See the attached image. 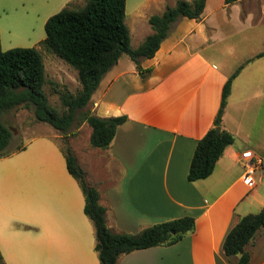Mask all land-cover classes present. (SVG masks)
Returning <instances> with one entry per match:
<instances>
[{
	"label": "crops",
	"instance_id": "obj_1",
	"mask_svg": "<svg viewBox=\"0 0 264 264\" xmlns=\"http://www.w3.org/2000/svg\"><path fill=\"white\" fill-rule=\"evenodd\" d=\"M11 1L0 0V11L7 16L5 20L0 17L3 49V34L8 33L6 43L13 46L16 31L29 16L28 10L9 13L5 7ZM14 1L21 2L22 7L30 4L35 9L36 4H41L60 11L75 0ZM177 1L134 0L132 9L148 21L154 14H144L146 9L161 14ZM215 1L218 3L212 7ZM247 2L226 5L224 0H206L202 21L182 19L155 56L143 60L142 66L152 69L144 80L129 56L120 58L101 81L90 105L98 116L128 118L118 127L108 148L98 151L102 148L81 141L77 133L87 125L91 128L89 140L91 137L92 127L86 122L75 135L68 136L87 180L99 192L113 232L135 234L183 216L195 218V230L177 243L123 254L117 264H239V256L225 254L223 242L242 216L264 206V174H257L264 171V43L243 40L237 46L233 40L226 41L228 48L223 50L220 64L215 59L219 55L214 58L207 52L214 46L219 30L208 23L215 8H229L225 22L228 26L232 25L234 11L241 26L264 23V2L259 17ZM51 15L44 16V23ZM243 63L232 83L221 124L234 141L226 147L210 176L189 181L187 175L197 142L214 126L223 87ZM247 150L262 160L253 186L243 181L245 165L241 155ZM103 159L109 164L108 173L104 168L103 173L96 169V163ZM246 250L249 264H264V227Z\"/></svg>",
	"mask_w": 264,
	"mask_h": 264
},
{
	"label": "trees",
	"instance_id": "obj_2",
	"mask_svg": "<svg viewBox=\"0 0 264 264\" xmlns=\"http://www.w3.org/2000/svg\"><path fill=\"white\" fill-rule=\"evenodd\" d=\"M238 1L224 0V3ZM126 5L127 0H84L82 6L68 5L47 19L42 47L74 68L81 86L77 92L57 89L61 112L50 103L44 90L46 68L41 51L36 47L4 50L0 35V157L6 155L13 136L12 130L2 122V114L21 106L32 108L35 118L49 123L64 140L72 134L75 124L86 122L92 127L91 146L108 148L118 127L128 118L126 115L101 117L92 113V97L101 81L124 55L130 57L140 77L146 79L152 69L144 68L143 60L155 56L181 19L202 21L206 0H178L163 13L150 16L148 23L152 33L137 47L131 44ZM244 65L236 69L223 87L214 126L197 142L187 175L189 181L210 176L226 147L234 141L230 132L221 129L218 134L216 128H221L232 83ZM64 145L67 170L82 189L84 211L95 227V249L100 264H117L121 255L135 250L175 244L195 230V218L187 215L154 224L135 234L113 232L107 224L106 207L100 203L98 190L87 180L71 146L67 142ZM262 227L264 206L258 212L242 216L229 230L223 242L225 254L239 256V264H249L246 246ZM0 264H5L1 255Z\"/></svg>",
	"mask_w": 264,
	"mask_h": 264
},
{
	"label": "rangeland",
	"instance_id": "obj_3",
	"mask_svg": "<svg viewBox=\"0 0 264 264\" xmlns=\"http://www.w3.org/2000/svg\"><path fill=\"white\" fill-rule=\"evenodd\" d=\"M133 1L128 0L126 24L130 29L131 44L137 47L152 33V28L147 20L133 13ZM262 2L264 0L247 2L250 10L258 17L261 15ZM217 3L213 2L211 6ZM83 4L82 0H75L69 6ZM30 6L22 7L21 2L16 3L14 0L6 5V10L11 14L28 10L29 16L16 31L18 36L13 46L6 43L8 33L3 34L4 50L36 47L41 51L47 74L44 90L50 103L61 112L63 109L57 89L66 88L77 92L80 86L76 70L49 53L40 43L46 36L44 16L57 13L58 7L47 8L36 4L35 9L31 6L30 10ZM156 12L150 8L144 14H159ZM228 13L229 8H215L208 20V23L218 26L219 30L213 40L214 46L207 53L213 57L219 55L218 59L214 57L219 64L223 50L228 48L225 46L226 41L233 40L237 46L243 44V40L264 43V23H246L241 26L234 11L231 14L232 25L228 26L225 23L230 15ZM0 17L5 20L7 16L1 12ZM255 95L258 96V93ZM1 120L13 134L6 155L0 157V255L4 263L100 264L95 249V227L83 210L85 197L66 167L64 143L72 146V140L67 137L64 140V136L49 123L38 121L30 107L21 106L5 112ZM81 125L75 124L71 135ZM90 131L87 125L85 130L81 129L77 133L81 141L88 145H91L88 135ZM76 152L81 159L77 149ZM103 168L108 173L109 164L104 159L96 163L98 172L103 173ZM260 173L264 174V171L257 174Z\"/></svg>",
	"mask_w": 264,
	"mask_h": 264
},
{
	"label": "built area",
	"instance_id": "obj_4",
	"mask_svg": "<svg viewBox=\"0 0 264 264\" xmlns=\"http://www.w3.org/2000/svg\"><path fill=\"white\" fill-rule=\"evenodd\" d=\"M244 162L245 172L243 174V181L250 185H254V174L258 167H260L262 160L256 157L251 150L244 151L241 155Z\"/></svg>",
	"mask_w": 264,
	"mask_h": 264
},
{
	"label": "water",
	"instance_id": "obj_5",
	"mask_svg": "<svg viewBox=\"0 0 264 264\" xmlns=\"http://www.w3.org/2000/svg\"><path fill=\"white\" fill-rule=\"evenodd\" d=\"M216 131H217V133L219 134L220 131H221V128H220V127H217V128H216Z\"/></svg>",
	"mask_w": 264,
	"mask_h": 264
}]
</instances>
